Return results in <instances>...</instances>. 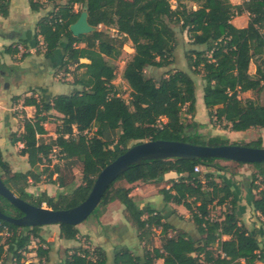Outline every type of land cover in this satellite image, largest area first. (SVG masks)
I'll list each match as a JSON object with an SVG mask.
<instances>
[{
    "label": "trees",
    "instance_id": "16d2710c",
    "mask_svg": "<svg viewBox=\"0 0 264 264\" xmlns=\"http://www.w3.org/2000/svg\"><path fill=\"white\" fill-rule=\"evenodd\" d=\"M84 3L88 6V22L95 29L74 36L69 25L78 18ZM188 3H194L196 8L188 7ZM45 4L51 5L52 10L36 23L35 36L42 38L43 45V51L38 47L36 52L51 55L62 47L61 65L76 64L84 68L73 81L84 89L51 97H13L22 99L23 106L34 107L32 117L24 118L21 132L14 135L22 143L19 155L25 157L30 168L11 171L0 152V178L16 196L54 210L74 207L87 197L95 177L105 165L142 141L236 144L229 143L222 135L206 139L197 131L204 124L192 120L196 111V87L187 72L168 71L158 80L145 75L147 67L162 68L172 63L175 26L186 31L191 43L198 46L188 51L186 59L192 72L201 74L202 100L210 122L231 131L264 127V104L240 97L247 91L264 90V0H243L237 5L230 0H29L33 11ZM8 6L9 0H0V16L8 15ZM75 6L79 9L75 10ZM244 12L249 16L247 25L235 26L232 17ZM100 25L113 27L120 37L97 29ZM126 41H130L134 49L122 72L130 90L128 101L118 95L112 83L115 66L109 61L121 55ZM4 52L16 54L18 46H6ZM28 55L26 51L21 53L23 58ZM80 59L87 62L79 63ZM251 63L255 64L254 73L249 72ZM52 112L61 120L57 136L51 142L40 141L38 136L46 133L44 123L49 121ZM187 117L191 118L189 122H186ZM74 128L77 133L73 132ZM93 128L94 133L87 136ZM189 129L194 131L187 134ZM244 145L259 148L262 139L258 137ZM54 148L59 150V160L64 163L50 165L49 154ZM216 160L220 159L146 160L118 176L91 214L98 216L109 202L118 201L123 205L125 219L136 229L139 242L146 244L157 227L163 241L160 247L145 249L141 256L121 246L114 251L112 264H155L158 259L162 264H264V248L236 214L237 201L231 185L227 181L218 183L212 172L205 173L203 181L194 171L195 166H203L214 168L216 172H228ZM78 163L82 182L74 185L73 177L67 181L62 171L65 168L72 175V167ZM249 164L256 168L251 187L257 189L249 204L264 222V161ZM37 165L44 167L38 171ZM171 171L178 178L167 179L169 187L159 192L165 202L185 207L196 225L198 239L174 229L150 205L140 207L130 195L131 186H115L120 181L129 185L138 181L163 182ZM45 172H48L47 183H56L66 190L55 195L46 191L36 195L28 193L30 181L41 182ZM257 180L259 183L255 184ZM220 205L228 207L223 217L211 218V209ZM0 210L14 217L22 215L1 195ZM58 226L59 238H78L77 225L61 223ZM41 227L18 226L0 219V264L7 255L14 264H24L21 260L25 252L31 251L33 238L39 244L34 250L38 261L29 264L47 263L51 242L44 240ZM169 230L174 231V235L168 234ZM68 252L63 264H106L107 261L100 246L92 251L78 246Z\"/></svg>",
    "mask_w": 264,
    "mask_h": 264
},
{
    "label": "rangeland",
    "instance_id": "374dc122",
    "mask_svg": "<svg viewBox=\"0 0 264 264\" xmlns=\"http://www.w3.org/2000/svg\"><path fill=\"white\" fill-rule=\"evenodd\" d=\"M242 1L243 0H230V2L234 5L240 4L242 3ZM188 7L196 8V5L194 3H188ZM232 20H234V23L236 26H242L248 23L249 18H248L247 13L244 12L241 15H234L232 17ZM174 28L176 31V46L172 54V63L162 68L147 67L145 69V75L158 80L168 71L183 70L187 72L193 78L195 87H196L195 94L197 95L199 94L198 98H201L200 99L201 102L198 103L197 110L195 111V114L192 120L198 123H202L201 121H205L202 123L204 124V126L202 128L199 127L197 131L203 134L206 139H208V137L210 136L217 135L222 130V126L214 125L213 123L210 122L209 117L207 115V110L202 101V95L200 96V94L202 93L203 85H204V82L201 78V74L192 72V69L188 66V63H187L186 54L191 48H195L198 46L193 45L191 43L186 31H180L178 26H175ZM97 29L104 30L110 36H113L116 38L120 37V35L117 33V31L113 27H106V26L100 25L98 26ZM13 44L18 46L19 52L15 54V57L11 55V59L17 62L24 61L25 58L21 56V53L25 52V48L23 47L24 45L20 41H17ZM79 45L82 46L83 44H79ZM133 52H134V49L132 47V43L130 41H126L122 46L121 55L117 59L109 60L115 66V77L112 80V83L114 84L118 95L122 97L125 101L129 100L130 90H129V86L127 82L122 77V72H123L126 62L131 58ZM82 62H87V60L80 59L79 63H82ZM60 63L57 64V66H54L53 68H51V70H49L48 68L49 66L47 63H41L35 60L29 61V62L27 61L22 64V67H25V69H28L25 72H22L23 69L21 70L20 66H10L11 67L10 69L8 68L3 69V67L0 66L1 68L0 72H3V74L0 75V83L4 84V81L6 83L7 81L11 83V92H16V91L21 90L20 94L17 95L20 98H22L24 95H34L32 92L36 93V95L34 96L41 98L42 97L41 89L44 87L39 86V82H40L39 78L41 77V75H43L47 79L48 75L45 74L44 72L49 70L51 72L50 74L51 79L59 82L58 85L61 88H66V92L69 91L68 93H70L71 91L75 89H78V90L84 89V87L73 83V81L81 75V72L84 70V68H78L76 64H69L67 66H63ZM35 70L37 72H35ZM254 71H255V64L251 63L249 65V72L254 73ZM21 86H22V89H21ZM34 87L37 90H35ZM15 96L16 95L11 96L9 108H11V113L16 118L15 126L17 127V130H15L14 132L10 134L13 136H11L10 138L7 137L8 138L7 142L4 144H1L0 149H1V155L3 158L5 157L4 159L9 163L11 171H24L26 168V164L24 160H21L22 158L19 155V149L22 147V143L21 145H19L16 138H14L17 136H14V135H17L18 133L21 132L19 129L22 127V120L24 118L32 117L34 110H32V112L31 110H28V112H26L20 107L13 106L15 105V103L22 104V101H21L22 99H20V101H17V99L13 98ZM240 97L243 99L244 98L255 99L256 101L264 104V90L247 91V92L241 93ZM190 120L191 118L187 117L186 122H189ZM60 124H61V120L59 119V115L56 113H53L51 118H49V121L44 123L46 133L42 136H38L39 140L44 141V142H51L52 139L56 138L57 136L56 129H57V126ZM94 130H95L94 128L89 130L87 132V136H91L94 133ZM193 131H194L193 129H189L186 132L187 134H189ZM252 131L253 133L251 134ZM73 132L77 133L75 128L73 129ZM227 135H230L231 137L230 138L224 135V137L228 138L229 143H236L240 145H244L252 140L257 139L258 137H261L262 146H264V138H262L261 136V135H264V130L263 128H260V127L250 128L245 131H232L230 134H227ZM208 142L209 140H205V143H208ZM5 147H7V149L11 151L9 154L6 153L4 155ZM58 151L59 150L57 148H54L50 152L49 154V157L51 160L50 165H52L55 162L64 163L63 161L59 160ZM216 163L225 167L228 172H225V173L216 172L217 170H215L214 168L206 169L203 166H199V169L196 172L199 173V177L203 181H205L204 174L207 172H212L214 173L215 180L218 183H220L221 181H227L228 184L232 185V189H236V187H238V190L240 191L242 197H244V193L247 191L248 188L249 189L251 188L252 196L257 194V189L254 188L253 186L251 187L252 175L256 171V168L253 165L249 163L237 164L234 161H229V160L227 161V160H221V159L216 160ZM43 167L44 165H37L35 169L38 171H41ZM80 169H81V166L78 163L72 167V173H73L72 175L68 173L65 168H63L62 173L66 177L67 181L71 177H73L74 185H78L82 182ZM47 175H48V172H45L42 175L41 182H38L36 184H33L30 181L31 185L26 189V191L34 195L39 194L42 191H46L47 193H49V195L53 193L55 195L58 191L66 190V189L59 188L56 183H47L46 178H45ZM56 177H57L56 174H54L52 178L55 179ZM256 183H259V181L257 180L255 184ZM128 185L129 184H127L124 181H120L115 184V186H126V187ZM131 187H134V185L132 184ZM104 208L100 212H98V216L97 214L96 215L90 214L87 217V219H85L82 223H80L82 225L81 229H83V226H84V229L85 227L87 228L93 227L96 229V231H99L101 227L99 217L102 215ZM227 208H228L227 205H220V206L213 207L210 211L211 213L210 217L214 219H221L224 213L226 212ZM242 217L243 218L240 221L241 222L244 221L245 227L247 228L249 232L254 231V233L257 236H259L260 238H264V234H258V227H260L264 231V222L263 220L260 219V217L254 211L252 210L246 211V214L243 215ZM179 221H180L179 226H177V224L176 226L172 225L174 229L178 231H186L187 233L191 234L195 239H198L200 237L197 231L196 225L192 221L190 214L187 210H186V215L180 216ZM52 231H54L53 228L51 229L50 227H47L45 225L41 227L40 234L42 235L45 241L51 242V240L56 237V234H53ZM168 234L174 235V231L169 230ZM77 240L80 242V245H79L80 247L87 248L90 251H92L96 246H98L97 244H93L90 241L89 236H87L86 234H83V232H80V231H79ZM162 241H163V237L160 235V228L158 227L154 228V230H152V235H151L150 240H148L146 244L139 242V245H138L139 249L135 250V252L133 253L142 255L145 249L152 250L153 247H160L162 244ZM38 245H39L38 240L36 238H33L29 246L31 251L25 252V258L21 260L22 263L29 264L31 262L38 261V258L35 256V252H34V250L36 249ZM260 245L261 247L264 248V241H261ZM122 247H125V246H122ZM72 248H66V247L58 246V245L53 246L51 248V250L54 252L51 256L52 258H49V261L44 264H60L61 262H59V260L63 262L64 258L69 253L68 250ZM117 248L119 247L113 246V243L111 244L109 248L108 256L106 254V257H107L106 264H112L114 251ZM2 264H14V261L11 256L7 255V257H5V259L2 261ZM155 264H162V260L160 259L156 260ZM256 264H260V263H256Z\"/></svg>",
    "mask_w": 264,
    "mask_h": 264
},
{
    "label": "crops",
    "instance_id": "0c3cea01",
    "mask_svg": "<svg viewBox=\"0 0 264 264\" xmlns=\"http://www.w3.org/2000/svg\"><path fill=\"white\" fill-rule=\"evenodd\" d=\"M77 8L78 6H75V10H77ZM51 10L52 7L49 4H45V6L38 11H33L29 6V0H9L8 15L5 17L0 16V66L3 67V69H10V66H20L21 70L23 69L22 72H25L28 69L22 67V64L27 61L29 62L35 60L41 63H47L49 66V70H51V68L57 66V64L61 62L63 57L62 47L55 49L51 55H45L42 52H36V49L38 47L40 48V50H43L42 38L40 36H35L36 23L41 17L47 15V13ZM231 22L235 25L234 20H231ZM246 25L244 24L242 26L237 27H244ZM17 41L22 42L25 51L29 52V55L25 57L24 61H13L11 59V54L4 52V48L6 46H14L13 43ZM13 57H15V54H13ZM49 70L44 72L48 75L47 79L43 75H41V77L39 78V86L44 87L41 89V95L51 97L55 94L68 93L69 91L66 92V88H61L58 85L59 82L51 79V72ZM35 72L37 71L35 70ZM1 74H3V72H0V75ZM34 89L37 90L35 87ZM20 91L11 92V83H9L8 81L7 83L4 81V84L0 83V145L6 143L7 139L13 136L10 134L17 130V127L15 126L16 118L12 115L11 108H9V104L11 96H17L18 94H20ZM32 93L36 95L35 92ZM201 95L202 93L200 94V96ZM198 96L199 94H196V110L198 103L201 102V98H198ZM17 101H20V99H17ZM13 106L20 107L26 112H28V110H31V112L32 110H34V107L23 106L21 103H15V105ZM201 122L203 123L205 121ZM19 130L21 131L22 127ZM253 131L251 132V134L253 133ZM231 132V130L222 129L217 135H226L227 137H230V135L227 134H230ZM261 136L262 138H264V135ZM14 138H16L17 140L18 136ZM17 141L19 145H21V142L19 140ZM10 152L11 151L7 149V147L4 148V155L6 153L9 154ZM21 158V160L25 161V170L29 169L30 167L26 162L25 157L21 156ZM176 178H178V175L175 172L171 171L164 176V182H135L133 183L134 187H132L130 195L140 207L150 205L153 209L158 210L168 223L175 226L177 224V226H179L180 216L186 215L185 207L182 205H177L173 202H165L163 199V195L159 192V189L163 187H169L166 182L167 179ZM232 191L234 198L237 201L236 214L239 219L242 220V216L246 214V211L252 210L249 204L250 199H252L253 197L251 193L252 190L251 188H248L247 191L244 193V197L241 196L238 187H236V189H232ZM51 195H54V193ZM256 214L258 215V213ZM260 219L262 220L261 217ZM99 220L101 224L99 231H96V229L93 227H85L84 229L83 226V229H81V224L77 225V228L80 232H83V234L89 236V239L93 244H97L98 246H100L105 251L107 256L109 254V248L112 243L115 247L125 246L130 249L132 253L135 252V250L139 249L137 231L125 219L123 214V205L121 203H119L118 201L109 202L105 206L102 215L99 217ZM242 222L245 225L244 221ZM46 226L50 227L51 229L53 228L54 231L52 232L53 234H56V237L51 240V248L56 245L63 246L66 248H74L80 245V242L77 239L65 240L59 238V226L57 224ZM263 232V229L258 227V234H264ZM250 233L254 234L260 242L264 241V238H260L259 236H257L254 231H250ZM53 253L54 252L52 250L49 252V258H52L51 256ZM133 254L139 256L137 253ZM59 262H61L60 264H63L61 260H59ZM241 262H243V260H241Z\"/></svg>",
    "mask_w": 264,
    "mask_h": 264
},
{
    "label": "water",
    "instance_id": "95a60500",
    "mask_svg": "<svg viewBox=\"0 0 264 264\" xmlns=\"http://www.w3.org/2000/svg\"><path fill=\"white\" fill-rule=\"evenodd\" d=\"M95 28L88 22V6L84 3L78 18L69 25L74 36L87 34ZM183 158L200 160L204 158L225 159L241 163L264 161V146L251 147L240 144L200 145L185 141L148 140L130 146L114 160L105 165L95 177L87 197L74 207L51 209L36 206L16 196L0 178V195L7 199L22 215L14 217L0 210V219L18 226H45L67 223H82L98 206L110 184L130 166L146 160Z\"/></svg>",
    "mask_w": 264,
    "mask_h": 264
},
{
    "label": "built area",
    "instance_id": "2783aa9c",
    "mask_svg": "<svg viewBox=\"0 0 264 264\" xmlns=\"http://www.w3.org/2000/svg\"><path fill=\"white\" fill-rule=\"evenodd\" d=\"M198 169H199V166H195L194 167V171H198ZM212 218V217H211Z\"/></svg>",
    "mask_w": 264,
    "mask_h": 264
}]
</instances>
